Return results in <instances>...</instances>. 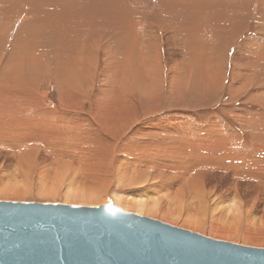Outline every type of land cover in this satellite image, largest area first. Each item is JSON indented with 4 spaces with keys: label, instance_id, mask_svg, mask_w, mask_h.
Returning <instances> with one entry per match:
<instances>
[{
    "label": "rangeland",
    "instance_id": "1",
    "mask_svg": "<svg viewBox=\"0 0 264 264\" xmlns=\"http://www.w3.org/2000/svg\"><path fill=\"white\" fill-rule=\"evenodd\" d=\"M44 1H47V2H44ZM52 1L42 0L41 2L39 0H0V38H1L0 41L4 44L3 45L2 43H0L2 45V46L0 45V80L3 79V75H4L3 72L6 66H9L10 73L12 71L13 62H14L13 61V55H14L13 51L15 50V46L18 44L17 37L22 38L28 34L27 32L26 33L23 32L25 30H19V29L27 28V30H31L32 32L35 28L34 27L35 16L38 15L39 19L41 20L46 19V16L44 14L39 15V13L41 12L50 14L52 19L55 16L59 18V16L56 15L55 12H59V5H61L60 1H62L63 4H69L70 0H60L58 3L57 2L55 3L57 5H51ZM102 1L105 5L107 4L106 7L110 5L111 8H105L103 4L106 11L101 10L102 12L103 11L104 12L102 13L100 11L101 13L98 12L96 15L95 14L93 15L92 11H90L91 14H89L92 16H98V15L102 16L103 14V16H105L103 18L104 20L102 19L104 23L99 22L100 25L96 23L94 24L92 21L94 25V28L92 27L93 31L91 32L92 36L94 37V40L91 39L92 45H96V43L97 44L100 43V46L96 49V51L94 50V54H93L94 63L92 64L93 68L90 67V62L87 64V68L92 69L91 71L93 74L89 73V76L87 77L84 76V78L75 76L74 77L75 81L73 80V84H70L69 82L70 85L68 84V81L66 79L65 81L63 79L62 81V80H59L55 76L46 75L39 81L38 88H37L38 94L41 95V97L45 100V103L50 108V110L51 109L58 110V111H62L65 114H71V115L77 114V115H80L90 120V122L87 123L86 128L84 127L85 132L90 134V136L88 135V137L90 138L93 137L91 139L89 138V140L91 141L88 140L84 144V145H87V147L85 148V151L88 156L87 155L80 156L77 153H73L72 150L68 148L66 150L68 155L74 154L73 158L75 159L70 157V160L73 159L71 162L70 160H67L69 159L67 158V156H65V158L67 159L63 158V156L67 154L65 151L61 153V155L64 154L63 156L60 155L61 158L60 156H58L60 159L59 160L57 157V154H59V151L57 149H54L52 147H50V149L49 148L43 149V147H41V148H38V151L35 150L36 153L33 151L32 153L34 155H31V157L29 154L30 158L26 157L28 156L27 155L28 153L22 154L23 156H25L24 161L27 158L28 163H29V164L27 163V160L25 162L23 161L26 165L27 164L29 165V166L27 165V168H26L25 167L26 165H24V163L20 161V159L23 156L19 155L18 151L16 152V150L12 152L15 149L13 148L14 147L13 145L17 143L16 141H14V138L16 139V136L13 137L12 135L13 140H10L12 138L10 136L9 137L7 136L6 138H0V143H1L0 146L4 144L3 148L1 146L2 149H0V153H1L0 154V191H6L8 188L9 191L8 190L7 191L10 193H13L9 195H6V192L4 194L1 193L0 200L64 203V204H73V205H82V206H98L101 204H106L108 201H111L116 206L120 207L121 209L125 211L140 214V215H143L149 218L157 219L162 222L171 224L173 226H177L180 228L198 232L208 237L230 241L233 243L247 245V246L264 248V245L261 246V244H252V243L250 244L249 242L243 241L246 239L245 237L249 238L250 236L251 237L253 236V238L255 237L256 239L257 238L264 239V205H263L264 204V197H263L264 192L261 194L262 192L261 190L264 189L263 187L264 184H261V182L264 183V175L262 174V172H264V167L262 168V165L264 164L261 163L263 158L259 157L258 155L256 156L257 159L260 160L261 165H259V162L257 165V163H255L257 162L255 161L257 159H255L254 160L255 162L253 164H256V166L258 167L254 169L252 167V169H250L252 173L249 170L247 172L246 170L247 168L244 169L243 167H242L243 169L240 167L238 168L237 166H235L234 168L231 165H227V164H225L226 166L221 167L222 166L221 162L216 163L215 165L214 164L209 165L206 168V172L205 173L203 172V174L205 175L207 186H204V189L199 188L201 191L203 189V192L198 193L200 191L196 187L195 188L197 191L194 188V192L192 191L188 192L189 190H193V189H190L191 186H189L190 188L188 187L189 190L185 189L186 188L185 184H182L181 182L182 184L181 185L179 183V180L175 178L174 176H172L173 175L172 172L170 173V171H167V172L161 171L160 173V171H158L159 173L157 172L158 173L157 174V173H154L156 171L150 169V167H148L149 170H147L148 169L146 166L147 162L145 161L148 160L149 162L150 157H151L152 162L156 161L157 156L161 157L160 154H162L161 152H163L164 148H165V151L170 149L169 145L167 147L165 146L166 145L165 143L167 144L169 143L168 142L170 141L169 138H167L164 135H158V134H149L143 138H140L139 135L137 136L136 134L134 135V132H136L135 130L139 124V122H136V121L134 122L133 127L126 128V126H122V128L112 131L108 129L106 126L101 125L98 121L96 120L93 121L91 118V115L93 112L92 111L93 105L95 106V105H98L100 102H103L105 100L104 96L106 97V94L111 89L110 74L115 67V62L113 60L114 55H115L114 50L120 49L122 57H123L124 52L122 49L125 48L126 44H129V41H128L129 39L126 36V34L124 35V39H123V35L122 37L118 36L120 35L119 34L120 26L118 25L122 23L120 22L121 20L119 19L120 16L124 17L125 15L124 18H127L128 16H130V17H133L132 19L136 21L139 20L140 18H141L140 20H142L144 16L148 17L146 21L145 20L141 21L140 24H142V22H147V23L149 22L150 24H152V28L150 29L153 30V32L155 31L156 33H158L156 35L155 34L153 35L155 36L158 35L159 39L162 40L158 42L162 46L159 48V50L161 52L164 51L165 46H166V43L164 42V40H165V37H167V39L171 43V47L169 51L170 52L175 51L174 50L175 48L177 51L176 53H179V52L181 53L184 50H186V48L184 47L186 45L185 42L186 43L188 42L189 44L192 45L193 36L190 34L191 33L190 30H196L197 28L201 26V24L202 26L207 27L205 24H209V23L212 24L213 21L216 22L218 19L221 20V23L220 21H217V23L219 22V24L221 25L223 23L226 24L227 20L224 21L225 18L221 16L222 15L225 16L224 13H225V10L227 9H224V8H226L227 6L228 7L230 6L229 8L231 9L233 8V6H231L233 3V0L231 2L230 0H227L228 5L226 3V0L224 1L223 0L222 1L221 0H210V1L209 0H206V1L205 0L204 1L203 0H197V1L189 0V3H192V5L188 3L187 5L176 6V7L173 5L167 6L168 0H164V1L162 0V3H160L161 0L160 1L151 0V2L150 0H148L147 2L146 0H123V1L122 0H102ZM207 1H209L210 4ZM236 1L241 2L239 0H236ZM257 1L258 3L264 2L263 0H249L248 1L249 5L247 7L248 8L250 6L251 7L250 9L246 7L245 13H247V15L246 14L245 15L247 17L243 15V18H241V20L238 21L235 27L236 31H233L234 29L231 30L230 27H227L228 26L227 24H226L227 26L220 25L221 28L219 27V29L218 27H216L219 24L216 26L214 25L215 28L213 30L217 29L216 33H218L217 34L219 35L218 37H221L220 35L222 34L223 35L225 34L224 35L225 37L226 32L227 33L230 32V34H227V37L229 36L228 37L229 42L227 41L229 44L227 42L224 43V46H223L224 48L222 47L223 45L222 43L220 46L219 44L218 46L216 45L219 48L222 47V49H220V53L222 52L223 54L222 56L223 59L221 60L222 62H224L222 63L223 70L220 69L221 72L223 71L222 80L220 81V84L217 85L216 89L214 88L210 89L211 91L209 90L208 94H201L200 92H197V91H191V92L189 91V92H185L180 95L178 92V89H175L174 87L172 91H164V93H162V95L157 100H155L154 98L149 101H146V100L138 101L137 107H138L139 114H137L135 117L137 118L142 112L144 113L146 106L149 103L151 104V107H154L155 105L158 107V108H155L153 112L151 113V119L165 120L169 118V119H174L176 121L188 120L194 126H198V127H206L210 123H214L220 127H223L224 129L226 128L229 132L232 131L233 134L236 133L235 135H237L238 138L241 139V145L239 148L242 149L243 147L242 152L246 154H250L248 150L251 149L249 146L252 143L261 144L263 146L264 143L262 142H264V125H263L264 124L263 123L264 122V118H263L264 117V101H263L264 97L262 95H264L263 93L264 82L262 79H264V76L262 75H264V64H263L264 63V60H263L264 58L263 57L264 56V53H263L264 52V16H263L264 8L263 6L264 5L262 3H259V4L257 3V5H261L262 7V8L261 7L258 8L257 5H255L256 4L255 2ZM92 2H93L92 5H94L97 2L99 3L100 0H94ZM179 2H183V0H178V3ZM251 2L252 4H250ZM223 3H225L227 6L223 7L222 6ZM161 4L162 6H160ZM31 5L34 8H32ZM219 5H221L223 9L221 8V6L218 7ZM103 6L101 7L102 9H103ZM171 6H173V9ZM191 6L192 7L197 6L196 8L194 7L195 9L200 7V9L198 8L197 10H195ZM174 7L177 9H175ZM182 7H184L183 8L184 10H186L187 7H191L188 9L190 13L188 12L186 13V11L188 10L185 11L186 14L184 13V10L181 12ZM30 8L34 10L36 15L31 14ZM137 8L138 9L141 8L140 10L145 9L144 11H147L146 9H150V10H148V12H144V11L138 10ZM169 8L170 10L172 9V11H170ZM207 8L209 9V11H207ZM219 8H221L223 11ZM117 9H119V11ZM164 9L166 10L164 11ZM260 9H262L261 10L262 13H260ZM4 10H7V11H4ZM120 10L123 11V13ZM192 10L194 11L193 13H195V16L193 15V13H191ZM168 11L170 13H168ZM243 11L239 15L244 14ZM220 12H222L223 14L222 13L220 14ZM149 13H152V15L148 16ZM76 14L77 13L73 15L72 20L77 18ZM141 14L142 16H139ZM208 15L211 16V20L209 19L210 17ZM24 16L29 18L28 21H25ZM92 16H88V17L92 20ZM196 16H198L199 18ZM136 17H138V19ZM191 18L193 20L197 19V21L199 19L201 22L198 21L196 23ZM77 19H76L77 21L76 20H74L73 22L72 20L70 21L72 23H75V24H72V27L75 25L73 27L74 30H79V29L82 30L81 26L79 28L80 18H77ZM100 19L101 18L99 17V20ZM208 19H209V22H208ZM186 21L188 22V24ZM190 22H193L192 25L194 26H191L190 30H188L184 26L185 24L189 26L191 24ZM194 22L196 23V25ZM239 22L240 24L243 22L242 24L244 25H240ZM114 23H116L117 25H114ZM181 23L182 24L184 23V25H182ZM171 24L175 26L173 25L171 26ZM238 24L241 30L237 29ZM160 26L163 28L161 29ZM70 27H67L66 29H69ZM223 27H224V30H221V31L223 32L226 31V32L221 33V31L219 30L223 29ZM226 27L229 28V30ZM172 28H175V29H172ZM193 28H196V29H193ZM113 29H114V32H113ZM150 29L148 27V30ZM209 29L211 30V28ZM178 30H180V32ZM169 31H171L172 34ZM184 32H187L188 34L187 33L184 34ZM32 33H34V31ZM174 33L176 37L174 36ZM67 34L69 36L68 30H67ZM28 35L30 36V34ZM2 36L5 38H3ZM75 36L77 37L78 35L75 34ZM232 36L233 38L230 40V37ZM76 37H75V43L77 41ZM105 37H107L106 40L108 43L107 44L108 47L106 45V42H104L103 40H102L103 43L101 42V39ZM118 37L121 39H118ZM108 39H110V41H108ZM122 39H123V42H122ZM155 40H156V37H155ZM116 41H117V46L115 45ZM72 44L73 43H71L70 45ZM75 45L77 46V43ZM177 45H180V48ZM202 45H204V47L206 48V51L203 50L204 53L207 52L209 44H207L208 46H205L204 43ZM106 48H108V50ZM171 48H173V50ZM183 48L184 50H182ZM219 48H215V51L218 53H219ZM150 49L151 51H154L155 48L151 47ZM249 49H251V51H249ZM192 51L193 49L189 51V55H188L189 60L191 59ZM252 51L254 52L253 53L254 55L251 54ZM178 55L179 54H177V59L179 60ZM254 56L256 59L260 57L258 61L254 58ZM252 57L254 59H251ZM184 59H185V55H184ZM260 59L261 61H263L261 62L262 64L259 63ZM178 60L176 61V63H178ZM240 61L242 63H245L244 64L245 67L247 64V67L246 68L243 67ZM250 63L253 64L254 66H252ZM254 67L256 68L255 70L253 69ZM259 67H261L262 69ZM258 68L261 69V72L263 70L262 74ZM242 69L243 70L245 69L246 76H244V78L241 77L242 79L240 78L236 79V75L238 76V72H241ZM256 71L260 72L259 75H256L257 74ZM7 78L11 79L8 76ZM81 78L84 81L81 80ZM236 81H238L237 84L240 82L238 90L233 87ZM63 82H64V86H63ZM75 84L77 87H75ZM80 85L83 89L79 88ZM260 86H262L263 90ZM64 87L67 89L65 90ZM71 88H74V89H71ZM232 88H234L235 90L234 89L232 90ZM260 90H262V92ZM78 93H81V94L77 95ZM67 95H69V97ZM61 97L62 98L64 97L63 98L64 100L72 98L73 103L71 102L70 104H68L65 101L63 102V100H61ZM79 98H82V100L84 101L82 106H79L76 103V101H78ZM137 98L138 97L136 96V100ZM73 99L75 100V102L73 101ZM141 118L143 119L144 117L140 115L139 120H141ZM246 120L247 122H245ZM250 122L253 123L254 125L250 124ZM149 123L150 122L148 121V124L146 123L145 124L148 126L153 125ZM259 130L262 131L263 135L260 133L261 131ZM108 131H110L111 133L110 132L107 133ZM256 133L257 135L255 136ZM258 134H261V135H258ZM6 135H11V134L8 133ZM254 136L255 138L253 139ZM258 141L261 143H259ZM142 142L144 143L143 145H149L151 142L153 143L161 142L162 144L164 143L163 144L164 146L161 149L155 145L149 148L144 146L145 149L148 151V155L145 153H142V155L145 154L144 156H142L141 153L138 154L139 153L138 151H140L138 150L139 144H142ZM137 144H138V148L136 149L135 145ZM63 146H64L63 148H65V145ZM10 147L12 151L9 150ZM4 149H7L8 151ZM40 149L41 150L43 149V150L41 151ZM75 149H78V148H75ZM140 149H143V148L140 147ZM48 150L51 152H48ZM15 152L18 154L17 157L20 156L19 157L20 159L18 160L19 162L17 161L18 158L15 160L16 158ZM50 153L53 154V156ZM54 154H56V156ZM137 154L140 156H138ZM54 156L57 157L59 161L64 160L65 164L70 169L67 168L66 166V169H68L66 170L64 168L65 164L64 162H62L64 165L62 166V163H61L59 166L61 167L60 168L61 171L58 170L59 169V167H57L59 165L57 164L58 160L55 158L54 159L55 162H54V160L51 159V157L54 158ZM31 158L33 160H31ZM129 158L133 161H131ZM161 159L162 158H160V160ZM29 160H31L33 164H31L30 163L31 161ZM157 160L160 161L159 159ZM99 161H101V163ZM20 162H22L23 164L21 163L22 164L21 165ZM225 162L227 161L225 160ZM51 163L56 164L54 167V170L52 169L54 164L52 165ZM72 163L74 164V166L72 165ZM23 165L26 170L22 169ZM100 165H101V168H100ZM129 165L133 167L134 169H131ZM56 167H57L58 172L55 170ZM136 168L138 170L141 169L143 173L141 172V170L139 173V171L136 170ZM62 169H65V170H62ZM56 172L57 174H55ZM63 172L64 173L66 172V173L64 174ZM162 172L166 173L167 175L168 173L169 175L170 174L171 175L170 176L168 175L166 176L167 178H164L165 176ZM235 172H237V174ZM238 172L240 173V175ZM54 175H56V177ZM243 176L245 178H243ZM216 177L218 178L216 179ZM53 178L55 181L53 180ZM209 178H213V179L211 180ZM164 179H167L169 183L167 182V180L165 181ZM233 179H236V181L235 180L233 181ZM213 181H216V182H213ZM258 181H261V182H258ZM243 182L245 183L242 184ZM177 183L181 185V187H179L178 189H177V186H178ZM232 184L237 185L238 188L235 190L237 194L233 193L234 190L232 189L230 190V188L233 187ZM214 186L216 188H214ZM244 191H247V192H244ZM232 195L233 196L236 195L234 196V198L236 197L235 198L236 202L233 200L234 198ZM252 195L255 196V199ZM73 197L75 198L71 199ZM82 197H85V198L81 199ZM87 197L88 198L90 197V199L88 200ZM248 199H250V201ZM234 202L236 204L238 203V205L236 206ZM137 206H139L140 209H143V210H148V211L150 210L151 212L153 211V213L151 214L150 211H149V214L146 211L141 212L138 210ZM158 211L163 214L166 213L167 214L165 215L166 217H163V219L160 218L161 216L157 215L156 213ZM156 215L157 217H155ZM171 217H173L174 220ZM170 218L172 219V221L170 220ZM193 218L196 220L197 224L199 225V229L200 230L202 229L201 231L198 228H194V227L192 229L191 226H189L188 228L187 227L188 225L182 226L181 223L185 224L184 222L186 220L190 222L193 220L194 222ZM199 221H201L200 224L198 223ZM215 226L218 229L220 228H222L223 230L225 229V231L227 230V232H229L232 236L235 235V237H238V238L241 237L243 240L240 242V240H238L237 238L216 237L210 233L212 232L213 229H216Z\"/></svg>",
    "mask_w": 264,
    "mask_h": 264
},
{
    "label": "bare ground",
    "instance_id": "2",
    "mask_svg": "<svg viewBox=\"0 0 264 264\" xmlns=\"http://www.w3.org/2000/svg\"><path fill=\"white\" fill-rule=\"evenodd\" d=\"M39 1L42 2V0H39ZM59 1L60 0H54L51 2V5H57L55 3L56 2L58 3ZM92 1H94V0H70L69 4H63V2L60 1L61 5H59V12H55L56 15L59 16V18L55 16L52 19L50 14L41 12V13H39V15L44 14L46 16V19L41 20V19H39L38 15L35 16V18H34V27L35 28L33 30L34 33H32L33 31L31 32V30H27V28L26 29L25 28L19 29V30H25L23 32H25V33L27 32L28 34H30V36L27 34L22 38L17 37V43L18 44L15 46V50L13 51V53H14L13 61L14 62H13L12 71L10 73L9 66H6L4 68V72H3V74H4L3 79L0 80V138H6L7 136L12 137V135H13V137L16 136V139L14 138V141L17 142L13 145L14 146L13 148H15V149L12 151L11 147H10V149H9L10 151L14 152L16 150V152L18 151V154L21 156H23L22 154H24V153L25 154L28 153L27 154L28 156H26V157L30 158L31 155H34L32 152L33 151L35 152V150L38 151V148L43 147V149H47V148L50 149V147H52V148L57 149L59 151V154H57V157L60 156L61 153L65 152L68 148H70L73 153H77L80 156H86L87 155L86 151H85V148L87 147V145H84V144H85V142H87L89 140L90 137H88V135L90 136V134L85 132L84 127L86 128L87 123H89L90 120L85 118V117H82L80 115H77V114L71 115V114H65L62 111H58V110H52V109L50 110V108L45 103V100L41 97V95L38 94L37 88H38L39 81L46 75L55 76L59 80H62V81H63V79H64V81L66 79L68 81V84H69V82H70V84H73V80H74L75 76H79V77L84 78V76L87 77V76H89V73L90 74L92 73V71H91L92 69H88L87 64L90 62V67H92V64L94 63L93 62L94 50L96 51V49L100 46V43H98V44L96 43V45H92L91 39L94 40V37L91 34V32L93 31L92 27L94 28L93 23L94 24L95 23L99 24V22L104 23L103 18L105 16H103V14H102V16L101 15L92 16L89 14H91L90 11H92L93 15L94 14L96 15L101 10L106 11L105 8H111L110 5L108 7H106L107 4L105 5L102 0H100L101 3L97 2L94 5H92V3H93ZM147 1L148 0H146V2ZM209 1H207V2H209ZM231 1L232 0H230V2ZM239 1H241V2H237L236 0H233V3L231 5V6H233L232 9L229 8L230 6L229 7L227 6L228 5L227 0H226L227 5L225 3H223L224 5L222 4L223 7L227 6L229 8V9L227 7L224 8V9H227V10H225V13L226 12L227 13L226 14L224 13L225 16H223V15L221 16V17L225 18L224 21L227 20L226 24L228 26L224 23L222 25L219 24V22L217 23V21H220V23H221V20L218 19L217 21L215 20L216 22L213 21L212 24L211 23L205 24L207 27L202 26V24L200 26V24H199V26H200L199 28H197V29L193 28L196 30H190L191 26H194V25H192L193 22H190L191 24L189 26H187L188 22L186 21L187 24H185L184 27L186 29L190 30L191 33L190 32L189 33L193 36V38H192L193 42H192V45L189 44L188 42L187 43L185 42L186 45L184 47L186 48V50H184V48H183L182 50H184V51L181 53L180 52L176 53L177 51L175 48H174L175 51H172V52L169 51V49L171 47V43L169 42L167 37H165V40H164V42L166 43L164 51L161 52L159 50V48L162 46L158 42H160L162 40L159 39L158 35L155 36L158 33H156L155 31L153 32V30L150 29V28H152V24H150L149 22L148 23L142 22V24H140L141 21H144V20L146 21V19L148 17L144 16L142 18V20H140L141 18L139 17L140 19L136 21V20L132 19L133 17H130V16H128V17L126 16L127 18H124L125 15H124V17L120 16L119 19L121 20L120 22H122V23H120V25H118V26H120V30H119L120 35H118V36L122 37V35H123V39H124V35L126 34V36L129 39L128 40L129 44H126L125 48L123 47L124 49H122L124 52L123 57H122L120 49L114 50L115 55H114L113 60L115 62V67L110 74L111 89L106 94V97L104 96L105 100L103 102H100L98 105H95V106L93 105V107H92V111H93L92 115H91L92 120L98 121L101 125L106 126L108 129H110L112 131L118 130V129L122 128V126H126V128L133 127L134 122L136 121V122H139V124H138V126L136 125L137 126L136 130L134 129L136 131V132H134V135L136 134V136L139 135L140 138H143L149 134H158V135H164L167 138H169L170 141H168L169 142L168 144L165 143L166 144L165 146L167 147L169 145L170 149L165 151V148H164L163 152H161L162 154H160L161 157L157 156L156 161H153L154 163L152 162L151 157L149 158V162L146 159L147 161H145V162L149 163V164L146 163V166H147V168L150 167V169L156 171L154 173H157L158 171H160V173H161V171H163V172L164 171H166V172L170 171V173L172 172L173 173L172 176L177 178L179 180L180 184H181V182H182V184H185V187H186L185 189H188V187L191 186V188L190 187L189 188L193 189V190L188 189L189 190L188 192H191V191L194 192L195 187L198 189L199 188L204 189V186H207L206 180H205V175L203 174V172L204 173L206 172V168L209 165H213V164L215 165L216 163L221 162V164H222L221 167H224V166H226L225 164H227V165H231L234 168H235V166H237L238 168L239 167L240 168L243 167L244 169L247 168L246 170L248 172V170L251 171L250 169H252V167H253V169L258 167V166H256V164H253L255 161H257V162H255V163H257V165H258V162H259V165H261V163L264 164V145L262 146L261 144L252 143L249 146L251 149L248 150L250 154L243 153L242 152L243 147H242V149L239 148L241 145V139L238 138L237 135H235L236 133L233 134L232 131L229 132L226 128L224 129L223 127H220L214 123H210L206 127H198V126H194L188 120L176 121L174 119L167 118L165 120L160 119L161 120L160 121L159 119H151V113L153 112V110L155 108H158V107L156 105L154 107H151V104H149V103L147 104L144 113L142 112L140 114L144 118L143 119L141 118V120H139L140 115L137 118L135 117L137 114H139L137 102L142 101V100L149 101V100L154 99V98H155V100H157L162 95V93H164V91H172L174 87H175V89H178V92L180 95L185 93V92H189V91L190 92L191 91H197V92H200L201 94H208L210 89H212V88L216 89L217 85H219L220 81L222 80V72L223 71L221 72V70H223L222 63H224L221 60V59H223V57H222L223 54H222V52L220 53V49H222V47L224 46V43H226L227 41L229 42V40H228L229 36L227 37V34H230V32L227 33L226 31H224V32H226V36L224 37L225 34L224 35L222 34V35H220L221 37H218L219 35H217L218 33H216L217 29L213 30L215 28L214 25L216 26L219 24L218 26H216V27H218V29H219V27L221 28V26H227V27H230L231 30L234 29L233 31H236V29H235L236 24L238 23L239 20H241V18H243V15H245V14L247 15V13H245V9L249 5V2H248L249 0H244V1L239 0ZM44 2H47V1H44ZM150 2H151V0H150ZM211 2H213V1H211ZM160 3H162V0ZM188 3H189V0H183V2H179V3H178V0H168L167 6L173 5L176 7V6L187 5ZM255 3L254 4L257 5L258 1ZM259 3H262L264 5V2H259ZM103 4H104L105 8H104ZM189 4L192 5V3H189ZM209 4H210V2H209ZM250 4H252V2ZM190 5H188V6H190ZM102 6H103V9L101 8ZM160 6H162V4ZM173 6H171L172 9H173ZM220 6L221 5H219L218 7H220ZM222 6H221V8H222ZM31 7L34 8L32 5H31ZM191 7H187L186 10H188ZM194 7L196 8L197 6H193L192 8L195 9ZM250 7L249 8L247 7V8L250 9ZM257 7L259 8V7H261V5H257ZM32 8H30L31 14H35V12ZM88 8H90V9H88ZM183 8L184 7L181 8L182 10L180 9L181 12L184 10ZM198 8L200 9V7H198ZM221 8H219V9H221ZM263 8H264V6H263ZM140 9H138V10H140ZM172 9L170 10V8H169L170 11H172ZM175 9H177V8H175ZM197 9H195V10H197ZM211 9H213V8H211ZM219 9H218V11H219ZM237 9H238V11H237ZM239 9H241V10H239ZM117 10L119 11V9H117ZM138 10H136V11H138ZM144 10L145 9H142L140 11H144ZM146 10L147 11H144V12H148V10H150V9H146ZM165 10L166 9H164V11ZM186 10H184V13ZM261 10L262 9H260V13H262ZM4 11H7V10H4ZM207 11H209L208 8H207ZM212 11H214V10H212ZM242 11L244 12V14L239 15ZM121 12L123 13V11H121ZM144 12H142V13H144ZM187 12L190 13L189 10L186 11V13ZM193 12L194 11L192 10L191 13H193ZM75 13H77L76 14L77 18H80L79 28L81 26L82 30H80V29L74 30L73 27L75 25L72 27V24H75L72 22L77 19L76 18V19L72 20L73 15ZM156 13H158V12H156ZM168 13H170V12L168 11ZM204 13H206V12H204ZM221 13L222 12H220V14ZM258 13H259V11H258ZM124 14H125V12H124ZM185 14H184V16H185ZM213 14H214V12H213ZM149 15L151 16L152 13H149L148 16ZM166 15H167V13H166ZM193 15L195 16V13H193ZM88 16H92V20ZM139 16H142V14ZM99 17L101 18L100 20H99ZM196 17H198V16H196ZM209 17L208 18L211 20V16H209ZM74 18H75V16H74ZM136 18L138 19V17H136ZM24 19H25V21H28L29 18L24 16ZM191 19H189V20H191ZM209 19H208V22H209ZM216 19H217V17H216ZM71 20H72V22H70ZM177 20H179V19H177ZM92 21H93V23H92ZM157 21H159V20H157ZM193 21H195L197 23L200 20L198 19V21H197V19H196ZM78 22H76V23H78ZM240 22H239V24H240ZM63 23H65V24H63ZM196 23H195V25H196ZM242 23L240 25H244ZM173 24H171V26ZM239 24L237 26L238 30L240 29ZM114 25H117V24L114 23ZM169 25H170V23H169ZM182 25H184V23ZM208 25H209V27H208ZM118 26H116V27H118ZM173 26H175V25H173ZM67 27H70V28L66 29ZM148 27L150 30H148ZM162 28L163 27H161V29ZM175 28H172V29H175ZM209 28H211V30ZM114 29H115V27H114ZM114 29H113V32H114ZM227 29L229 30V28H227ZM67 30L69 32L70 37L67 34ZM221 30H224V27H223V29H220L219 31H221ZM171 31H173V30H171ZM171 31H169V32L171 33ZM178 31L180 32V30H178ZM182 31H183V29H182ZM219 31H217V32H219ZM222 32L223 31H221V33ZM186 33L187 32H184V34H186ZM75 34H77L78 36L76 37ZM153 34H155V35H153ZM162 36H163V34H162ZM174 36L176 37L175 33H174ZM75 37L77 38V41H76L77 46L75 45L76 44L75 43ZM119 37H118V39H121ZM155 37H156V40H155ZM3 38H5V37H3ZM232 38H233V36L230 37V40ZM106 39H107V37L101 39V42L103 43V41H104V42H106V45H107L108 43H107ZM123 39H122V42H123ZM108 41H110V39H108ZM119 42H121V41H119ZM205 42L207 44H209V46ZM0 43H2V42L0 41ZM71 43H73V44L70 45ZM203 43L205 44V46H208L207 52H205V53H204V51H206V48L204 47V45H202ZM221 43L223 44L222 47L221 48L217 47L218 44L220 46ZM187 44H188V46H187ZM115 45L117 46V41H116ZM180 45H177V46L180 48ZM68 46H69V48H68ZM107 47H108V45H107ZM151 47L155 48L154 51H151V49H150ZM215 48H219V53L215 51ZM106 49L108 50V48H106ZM171 49L173 50V48H171ZM191 49H193V51L191 54V59L189 60L188 55H189V51ZM249 51H251V49H249ZM253 53L254 52L252 51L251 54H253ZM177 54H179L178 55L179 60L177 59ZM184 55H185V59H184ZM258 56H259V54H258ZM262 56H263V54H262ZM254 58H255V56H254ZM254 58L252 57L251 59H254ZM259 58L260 57H258V59ZM258 59H256V60L258 61ZM177 60H178V63H176ZM263 60H264V58H263ZM254 62H255V60H254ZM261 62H263V61H261V59H260L259 63H261ZM241 64L243 65V67H245L244 66L245 63L241 62ZM261 64H260V66H261ZM251 65L254 66L253 64H251ZM246 67H247V64H246ZM255 67L253 68L254 70L256 69ZM259 68H261V67H259ZM253 69H251V70H253ZM261 69H259L260 72H261ZM259 71H256L257 72L256 75H259V73H260ZM262 72H263V70H262ZM262 72H261V74H262ZM7 76L10 77L11 79H8ZM244 76H246V72H245V69L244 70L242 69L241 72H238V76L236 75V79H239V78L242 79V78H244ZM262 76H264V75H262ZM86 77H85V79H86ZM81 80H83V79L81 78ZM262 80L264 82V79H262ZM237 82L238 81L235 82V85L233 87L238 90L240 82L238 84H237ZM81 83H83V82H81ZM66 85H65V87H66ZM63 86H64V82H63ZM262 86H260V87L262 88ZM75 87H77L76 84H75ZM74 88H71V89H74ZM79 88H82L81 85ZM234 88H232V90ZM66 89L67 88H65V90ZM262 90H263V88H262ZM262 90H260V91L262 92ZM66 92H68V91H66ZM263 93H264V91H263ZM79 94H81V93H78L77 95H79ZM67 96L69 97V95H67ZM136 96L138 97L137 100H136ZM262 96L264 97V95H262ZM80 97H81V95H80ZM63 98L61 97V100H63V102L65 101L68 104H70L72 102V98L66 99V100H64ZM73 101L75 102L74 99H73ZM263 101H262V103H263ZM76 103H77V105L82 106L84 101L82 100V98H79V100L76 101ZM134 118H136V119H134ZM148 121L150 122L149 124H153V125L152 126L146 125V124H148ZM245 122H247V120ZM250 124L254 125L251 122H250ZM261 130H259V131H261ZM109 132L110 131H108L107 133H109ZM8 133L11 135H6ZM260 133L263 135L262 131ZM261 134H258V135H261ZM131 135H133V134H131ZM256 135H257V133L255 134V136ZM255 136L253 137V139L255 138ZM13 137L10 140H13ZM91 138H93V137H91ZM89 141H91V140H89ZM160 143L151 142L149 145H143L144 143L142 142V144H139L138 150H140V151L137 150L139 152L138 154L141 153V155H142V153H145L148 155V151L145 149V147L149 148V147L154 146V145L161 149L164 146L163 145L164 143L163 144L162 143L160 144ZM259 143H261V142H259ZM262 143H264V142H262ZM63 145H65V148H63L64 147ZM68 145H69V147H68ZM1 146L3 148L4 144ZM1 146H0V149H2ZM135 147L137 149L138 144L135 145ZM140 147L143 149H140ZM75 148H78V149H75ZM4 150L8 151L7 149H4ZM45 151H47V150H45ZM48 152H51V151L48 150ZM72 152H71V154H72ZM66 153H67V151H66ZM18 154L17 153L15 154L16 155L15 160L18 158L17 161L20 159L19 158L20 156L17 157ZM29 154H30V157H29ZM149 154H150V152H149ZM51 155L53 156V154H51ZM54 155L56 156V154H54ZM63 155L64 154H62L61 156H63ZM73 155H68V153H67L63 156V158H65V156H67V158H69V159H67V158H65V159L70 160V157L73 158ZM144 155H142V156H144ZM257 155L259 157L263 158L261 163H260V160L257 159V157H256ZM55 156H54V158L51 157V159L52 160H54L55 158L57 159V157H55ZM61 156H60V158H61ZM138 156H140V155H138ZM12 157H14V156H12ZM98 157H100V156H98ZM22 158L20 159V161L23 162L25 156H23ZM32 158H31V160L34 159V158L33 159ZM42 158H44V157H42ZM160 158H162V159L160 160ZM58 159H59V157H58ZM73 159H75V158H73ZM157 159H159L160 161H158ZM255 159H257V160H255ZM26 160H27V158L25 159V161ZM31 160H29V161H31ZM59 160L57 161L58 162L57 164H59L57 167H59L60 164L62 162H64V160H62V161H59ZM67 160H66V162H67ZM72 160H70V161L72 162ZM225 160L227 162H225ZM17 161H16V163H17ZM79 161H80V159H79ZM119 161H121V160H119ZM119 161H117V162H119ZM131 161H133V160H131ZM22 162H20V164ZM54 162H55V160H54ZM99 162L101 163V161H99ZM27 163H28V160H27ZM30 163L33 164L32 161ZM74 163H75V161H74ZM51 164L52 165L54 164V166L52 168L54 170V167L56 164L55 163H51ZM64 164H65V162H64ZM64 164L62 163V166ZM24 165H26V164L24 163ZM24 165L22 166V169L26 170L25 167L27 168V165L25 167H24ZM72 165L74 166L73 163H72ZM66 166L67 165L65 164V167H64L65 169H66ZM97 166H99V165H97ZM57 167L55 168L56 171H57ZM129 167H131V166L129 165ZM263 167H264V165H262V168ZM60 168L61 167H59L58 170H60ZM67 168H69V167L67 166ZM100 168H101V165H100ZM65 169H62V170H65ZM77 169H79V168H77ZM131 169H134V168L131 167ZM66 170H68V169H66ZM136 170H138V169L136 168ZM140 170H138L139 173H140ZM147 170H149V168ZM228 170H229V168H228ZM57 172L55 174H57ZM141 172H142V170H141ZM235 173L237 174V172H235ZM251 173H252V171H251ZM163 174L165 176L164 178H167L166 176L169 175V173H168V175L166 173H163ZM262 174L264 175V172H262ZM233 175H234V173H233ZM239 175H240V173H239ZM54 176L56 177V175H54ZM232 177H231V179H232ZM217 178L218 177H216V179ZM243 178H245V177L243 176ZM55 179H57V178H55ZM209 179L212 180L213 178H209ZM53 180H54V178H53ZM164 180L166 181L167 179H164ZM234 180L236 181V179H233V181ZM54 181H52V182H54ZM174 181H175V179H174ZM223 181H225V180H223ZM243 181H244V179H243ZM167 182H168V180H167ZM213 182H216V181H213ZM258 182H261V181H258ZM244 183L245 182H243L242 184H244ZM180 184H178L177 189L179 187H181L182 184L181 185ZM261 184H264V183L261 182ZM215 186H216V184H215ZM215 186H214V188H216ZM196 188H195V190H196ZM221 188H223V187H221ZM237 188L238 187L235 184V185H233V187L230 188V190L231 189L234 190L233 193L237 194V192L235 191ZM203 189H202V191L199 189L200 192H198V193L203 192ZM7 190H8V188H7ZM7 190L6 191H0V194L1 193L4 194L5 192H6V195L13 194V193L8 192L9 190L8 191ZM257 190H259V189H257ZM261 191H262L261 192V194H262L264 192V189ZM244 192H247V191H244ZM258 192H260V191H258ZM258 192H257V194H258ZM234 196H236V195H234ZM234 196H233V198H234ZM247 196H249V195H247ZM253 197L255 199V196H253ZM74 198L75 197H73L71 199H74ZM83 198H85V197H82L81 199H83ZM235 198L233 199L234 201H235ZM89 199H90V197L88 198V200ZM248 200L250 201V199H248ZM237 205H238V203L236 204V206ZM125 206H127V205H125ZM137 208L139 211H141V212L146 211L149 214L150 210L148 211V210L140 209L139 206H137ZM152 213H153V211L151 212V214ZM156 213H157V215H160L161 216L160 218H162V219H163V217H166L165 215H167L166 213L163 214V213H160L159 211ZM154 214H155V212H154ZM157 215L155 217H157ZM171 218L173 219V217H171ZM171 218H170V220L172 221ZM189 220H190V218H189ZM186 221L184 222L185 224L181 223L182 226L188 225L187 226L188 228H189V226H191L192 229H193V227L199 229V225L197 224L195 219H194V222H193V220L191 222L190 221L186 222ZM200 222L201 221H199L198 223L200 224ZM215 228L216 229H213L212 232H210V233L216 237L237 238L238 240H240V242L243 240L241 237H240L241 238L240 239L238 237H235V235L232 236L229 232H227V230L225 231V229L223 230L222 228H220L221 229L220 230L216 226H215ZM208 234H209V232H208ZM245 238L246 239L243 241L249 242L250 244L251 243L252 244H261V246L264 245V239H258V238L256 239L255 237L253 238V236L252 237L250 236L249 238H247V237H245Z\"/></svg>",
    "mask_w": 264,
    "mask_h": 264
},
{
    "label": "water",
    "instance_id": "3",
    "mask_svg": "<svg viewBox=\"0 0 264 264\" xmlns=\"http://www.w3.org/2000/svg\"><path fill=\"white\" fill-rule=\"evenodd\" d=\"M0 264H264V248L98 206L0 200Z\"/></svg>",
    "mask_w": 264,
    "mask_h": 264
}]
</instances>
